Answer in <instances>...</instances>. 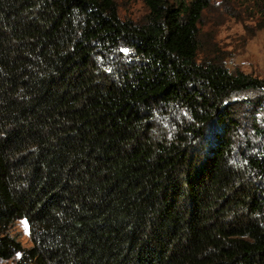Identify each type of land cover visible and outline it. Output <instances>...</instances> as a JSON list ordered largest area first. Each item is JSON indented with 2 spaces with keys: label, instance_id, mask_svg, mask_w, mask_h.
<instances>
[{
  "label": "trees",
  "instance_id": "16d2710c",
  "mask_svg": "<svg viewBox=\"0 0 264 264\" xmlns=\"http://www.w3.org/2000/svg\"><path fill=\"white\" fill-rule=\"evenodd\" d=\"M212 1L0 0V262L264 264V80L198 58Z\"/></svg>",
  "mask_w": 264,
  "mask_h": 264
},
{
  "label": "rangeland",
  "instance_id": "374dc122",
  "mask_svg": "<svg viewBox=\"0 0 264 264\" xmlns=\"http://www.w3.org/2000/svg\"><path fill=\"white\" fill-rule=\"evenodd\" d=\"M115 2L118 14L123 19L139 21L148 13L144 0ZM260 10V0H213L199 24L198 58L219 61L230 71L239 70L264 80V20ZM242 98L254 101L258 97L249 94ZM10 234L23 246L32 245L25 220L15 222ZM0 264H15V260L2 261Z\"/></svg>",
  "mask_w": 264,
  "mask_h": 264
}]
</instances>
